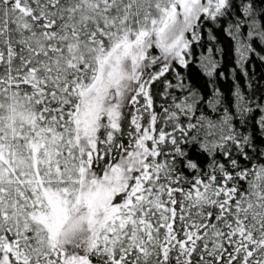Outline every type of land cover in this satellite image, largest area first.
Listing matches in <instances>:
<instances>
[{
  "label": "snow or ice",
  "instance_id": "snow-or-ice-1",
  "mask_svg": "<svg viewBox=\"0 0 264 264\" xmlns=\"http://www.w3.org/2000/svg\"><path fill=\"white\" fill-rule=\"evenodd\" d=\"M261 53L264 0H0V264H264Z\"/></svg>",
  "mask_w": 264,
  "mask_h": 264
},
{
  "label": "trees",
  "instance_id": "trees-1",
  "mask_svg": "<svg viewBox=\"0 0 264 264\" xmlns=\"http://www.w3.org/2000/svg\"><path fill=\"white\" fill-rule=\"evenodd\" d=\"M224 27H227V25H224ZM216 34L218 36L220 46L224 49V54H215L216 59H219L221 61L218 71L225 74L223 77L217 75L216 82L217 86L224 92L226 96H228L233 91V79L230 70L235 66V52L233 48V42L225 32L217 29ZM204 52L207 55V51L204 50ZM261 54L264 55V53ZM249 73L250 75L254 76L256 87L261 92H264V63L260 62L256 56L251 57ZM207 80V77L203 76V74H200V85L206 84ZM239 82L243 85L245 83L244 78L241 77ZM201 90L205 92L206 95H210V89H208L207 87H204Z\"/></svg>",
  "mask_w": 264,
  "mask_h": 264
}]
</instances>
